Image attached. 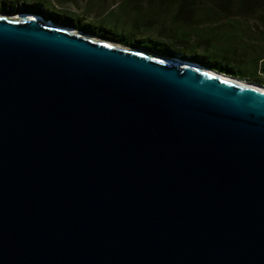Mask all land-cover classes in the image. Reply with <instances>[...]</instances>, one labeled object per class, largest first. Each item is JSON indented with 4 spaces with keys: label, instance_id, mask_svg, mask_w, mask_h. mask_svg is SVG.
<instances>
[{
    "label": "water",
    "instance_id": "95a60500",
    "mask_svg": "<svg viewBox=\"0 0 264 264\" xmlns=\"http://www.w3.org/2000/svg\"><path fill=\"white\" fill-rule=\"evenodd\" d=\"M52 22L0 12V264H264V92Z\"/></svg>",
    "mask_w": 264,
    "mask_h": 264
},
{
    "label": "trees",
    "instance_id": "16d2710c",
    "mask_svg": "<svg viewBox=\"0 0 264 264\" xmlns=\"http://www.w3.org/2000/svg\"><path fill=\"white\" fill-rule=\"evenodd\" d=\"M147 1L152 3L150 6L152 13L170 17L169 26L165 30L163 29L170 43L184 52L194 49H199L201 52V55L195 58L189 56L187 59L198 61L201 65L217 72L248 79L259 84L257 74L260 71L264 72V50L257 48L254 44L264 45L263 36L260 35L258 41H253L250 38L253 33L252 27L249 24H242L237 19L241 16L239 12L229 14L230 19L219 23V25L216 24L217 20L227 15L226 13L231 9V0ZM237 1H239V7L262 3V0ZM15 2L17 0H0V12L8 14L18 12L14 7ZM260 7L258 17L263 22L264 4ZM27 12L39 14L45 19L54 18V15L46 14L37 9ZM151 20L149 15L143 24L148 26ZM168 50H164V52L170 54ZM208 55H215L217 58L214 56V59H211L207 57ZM228 62L234 63L237 66L236 69L222 65H226ZM243 68L249 73L243 72Z\"/></svg>",
    "mask_w": 264,
    "mask_h": 264
},
{
    "label": "rangeland",
    "instance_id": "374dc122",
    "mask_svg": "<svg viewBox=\"0 0 264 264\" xmlns=\"http://www.w3.org/2000/svg\"><path fill=\"white\" fill-rule=\"evenodd\" d=\"M263 4L264 0L261 4L239 7V1L231 0V9L226 13L227 15L219 18L216 24L219 25V23L230 19L229 14L239 12L241 16L237 19L242 24H249L252 27L253 33L250 38L253 41H258V37L262 35L264 39V21L261 22L258 17L260 6ZM151 5L152 3L147 0H17L14 3L18 12L37 9L46 14L54 15V18L50 19L54 22L71 25L74 29L85 30L93 33L96 37L126 47L137 48L153 54H168L164 50L170 49L168 50L170 51L169 55H178L185 59L189 56L195 58L201 55L199 49L184 52L170 43L163 31L169 26L170 17L152 13ZM149 15L152 18L151 24L145 26L143 21H146ZM41 17L43 18V16ZM254 45L264 50V45L256 43ZM211 56L208 55L207 57L214 59L215 55ZM215 58L217 57L215 56ZM222 65L231 69L237 67L232 62ZM242 71L249 73L244 68ZM257 79L259 84L264 85L263 71L258 72Z\"/></svg>",
    "mask_w": 264,
    "mask_h": 264
},
{
    "label": "bare ground",
    "instance_id": "6f19581e",
    "mask_svg": "<svg viewBox=\"0 0 264 264\" xmlns=\"http://www.w3.org/2000/svg\"><path fill=\"white\" fill-rule=\"evenodd\" d=\"M10 16L14 17L16 19H18L20 17H33V18L39 19L41 21L42 20H45V21L47 20L49 23L54 24L51 20L43 19L38 14L30 13V12H18V13H15V14H10ZM66 28L71 30V31H75V32L79 31L78 29H74V28H72L70 26H67ZM86 35H87V37L98 39L101 42H105V43H109V44H115V42H112V41H109V40H105V39L96 37L94 35H90V34H86ZM150 54L157 56L156 54H153V53H150ZM158 56L169 58V59H171L170 61H175V62L181 63L183 65L191 64V65H193L194 67H196L198 69H202L203 71H207L208 73H211L213 75H217L218 77H221V78H223V79H225L227 81H232V82L239 83V84H242V85L250 86V87H253L255 89H258V90H261V91L264 92V85H261V84H258V83H254V82L248 81L246 79H242V78L234 77V76H231V75H227V74H224V73H221V72H217V71H215L213 69H210V68H208L206 66L201 65L200 63H198L196 61H192V60L190 61V60H187V59L178 58L176 56H166V55H158Z\"/></svg>",
    "mask_w": 264,
    "mask_h": 264
}]
</instances>
